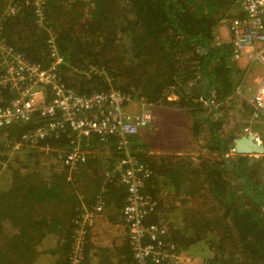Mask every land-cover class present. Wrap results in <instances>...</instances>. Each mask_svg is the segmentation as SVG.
I'll use <instances>...</instances> for the list:
<instances>
[{
    "label": "trees",
    "instance_id": "1",
    "mask_svg": "<svg viewBox=\"0 0 264 264\" xmlns=\"http://www.w3.org/2000/svg\"><path fill=\"white\" fill-rule=\"evenodd\" d=\"M7 3L0 0L1 38L46 67L52 37L63 59L60 79L80 94L113 88L155 105L200 112L197 98L224 99L240 79L227 44L213 45L214 30L237 9L236 0H43L41 18L34 0H11L18 5L14 15L3 12ZM90 66L100 73L87 74ZM9 97L7 90L0 91V105ZM40 122L35 117L0 128V264H68L73 219L83 200L90 206L102 196L108 217L121 215L126 185L114 170L122 154L118 140L93 138L91 145L102 146L101 151L88 149L86 161L68 181L56 155L57 149H69L65 133L34 148H12L17 137ZM192 128L195 135L210 133L204 135L207 155L193 168L186 159L148 158L140 151L141 139H131L130 151L151 171L146 190L156 200L145 221L165 225L182 248L204 241L209 251L204 264H264V180L259 173L264 159L255 164L240 154L224 157L238 135L232 131L222 137V121L213 120L206 108ZM260 139L264 145L263 134ZM44 145L49 149L42 150ZM82 166L83 186L78 180ZM81 188L86 192L82 201ZM180 193L190 197L184 207L177 206ZM163 194L176 198L163 203ZM198 200L211 206L199 213L192 206ZM89 242L81 264H127L131 258L125 243L97 260Z\"/></svg>",
    "mask_w": 264,
    "mask_h": 264
},
{
    "label": "built area",
    "instance_id": "2",
    "mask_svg": "<svg viewBox=\"0 0 264 264\" xmlns=\"http://www.w3.org/2000/svg\"><path fill=\"white\" fill-rule=\"evenodd\" d=\"M236 3L235 15L222 18L218 23L224 27V40H216L213 45L227 44L229 61L244 75L248 71L254 75V88L250 95L244 97L242 78L224 99L217 100L212 96L199 97L195 101L200 103L199 107L208 109L215 121H225L229 115L234 117L247 107L248 123L241 128L242 135L251 133L258 140L249 125L253 121L264 120V0H236ZM42 4L43 0H34V11L39 18ZM17 11L18 5L8 0L3 10L5 15H14ZM47 42L51 62L42 67L9 46L1 38L0 26V91L5 89L10 95L0 105V128L35 117L41 121L17 137L12 148H34L48 137L65 133L69 149H57L56 155L65 166L66 179L73 181L74 173L86 161L92 139L97 138L104 143L115 137L122 154L114 170L121 172L122 182L126 185L120 212L131 257L127 264H204L197 261L199 252L194 247L182 248L171 240L165 225L145 221L156 206V200L146 190L151 171L130 151V147L131 139L152 124L153 110L159 105L113 88L77 93L60 79L58 65L63 62L62 56L57 52L52 37ZM257 70L260 73L257 74ZM85 72L100 73L94 66ZM48 149L49 146L44 145L42 150ZM236 154L233 145L224 157ZM105 176L108 178L111 173L107 172ZM103 206L104 200L98 196L90 206L82 205L80 213L74 217L68 264H81L83 261L89 233Z\"/></svg>",
    "mask_w": 264,
    "mask_h": 264
},
{
    "label": "crops",
    "instance_id": "3",
    "mask_svg": "<svg viewBox=\"0 0 264 264\" xmlns=\"http://www.w3.org/2000/svg\"><path fill=\"white\" fill-rule=\"evenodd\" d=\"M256 72L257 74L260 73V71L258 70ZM251 76L254 78V75ZM172 99H175V97ZM158 108H168L176 116L180 114L182 115L184 114V112L181 111V108H177L176 110H173L174 108H170L165 105H159ZM170 115L171 113L169 111L158 112L156 116H154V120L152 124L147 128L143 129L137 135L141 139V142L144 143L142 148L143 149L145 148V155L148 158H154L156 161L159 160L160 158H163V160L165 161L166 159L171 158L173 161L181 160V162H183L186 159L187 161H190L191 168H193L196 165L195 161L199 160L198 151L202 152L203 150L200 147L197 148V144L193 140L195 136L194 137L191 136V122L186 119L187 117L185 118L183 117L182 119L181 116H178L176 126L171 124L168 128L164 129L165 124L167 123L168 120H170L169 117ZM182 129L185 130L182 131ZM94 148L95 146L94 144H92L88 149L96 150L95 152H99V150L101 151L102 146L100 149L98 148L94 149ZM203 149L206 150V146L203 147ZM79 182L82 186L85 184L84 179L79 180ZM1 186L4 185L0 184V191L3 189ZM15 191L16 190L13 191L14 194ZM13 192L9 193L8 195L13 194ZM182 194L180 193V195L177 197L178 202H181L180 200L190 199V197H187L185 194L183 195ZM79 196L82 201V198L83 199L86 198V192L83 191L82 189L80 191ZM165 196H168V194L162 195L161 198L163 200V203L169 202L173 200L175 197L174 195L169 194L167 199H165L164 198ZM83 201L81 202L82 205H84L85 202ZM178 202H177V206L181 207V204H179ZM4 205H6L5 201L2 203V206ZM125 238H126L125 229L121 215L119 219L111 218V217L109 218L104 209L102 213L96 216L91 231L89 233V241H90L89 243L91 245L90 246L91 250H94V252L97 253V260L99 255L100 257L103 256V258L106 259L107 253L110 252L116 253L118 250L120 251L122 247L125 246V243L127 245ZM101 250L102 253L98 254V252Z\"/></svg>",
    "mask_w": 264,
    "mask_h": 264
},
{
    "label": "rangeland",
    "instance_id": "4",
    "mask_svg": "<svg viewBox=\"0 0 264 264\" xmlns=\"http://www.w3.org/2000/svg\"><path fill=\"white\" fill-rule=\"evenodd\" d=\"M236 12H237V9L232 11L231 15H235ZM214 31H215V35L218 36V39L215 38V36H214L213 40L214 41H216V40L218 41L219 40V42L223 41L224 40V35H225L224 27L219 24V25H217V27H216V29ZM238 75H239L240 79L243 78V80L241 82V84H243V87H241L242 95H244V97H247L248 95L251 94L252 89L254 88L253 77L249 74V71L245 75H244V72H241V74H238ZM171 97L172 98L175 97V99H177V96L174 95V94H172ZM158 107L159 106L155 107V109L153 110L154 116H156V114L158 112H160V111H169L171 113V115L169 116L170 120L167 121V123L165 124V128L164 129L168 128L171 124L176 126L177 125L178 116H181L182 119H183V117L184 118L187 117L186 119L191 122V136L192 137L195 136V138H193V140L197 144V148L200 147L203 150L202 152L198 151L199 152V157H200L198 159L201 160V156L207 155V151H206L207 148H206V150L203 149V147H205V145H204L205 144L204 135L207 136L210 133L207 130H203L201 134L195 135L197 132L195 133V130H193V128H192V126L194 125V121H196V116H199L203 112V109H204L203 107H200L201 109L203 108L200 112L198 111V108H197V110L195 109L194 111H191L190 108H186V109L185 108L184 109L181 108V111L184 112V114L183 115L180 114V115H177V116L174 115L171 112V110H169L168 108H158ZM167 107L174 108L173 110H176L177 108H180V107H172V106H167ZM200 108H199V110H200ZM242 112H243V116H241ZM242 112H240V114H238V115L234 114V117H232L233 114H231V115H229L226 118L227 120L222 121V128L220 130V135H222V137L227 138L228 135L232 131H235V133L238 135V137H240L242 135L241 128H242V126L246 125V123H248L249 109L247 107H244ZM229 118H231V119H229ZM235 120H237V121H235ZM255 125H258V128H255ZM249 126L251 127V129H250L251 131H253V130L255 132L257 131L256 133L258 134L257 135L258 141L260 143H262V141L260 139V135L261 134L264 135V120L253 121V122L250 123ZM184 130L185 129H182V131H184ZM218 132H219V130H218ZM140 151H145V148L143 149L142 147H140ZM233 156L234 155L230 156L229 159L231 157H233ZM245 157L248 158L249 160H251V158H255V159H252L251 162L252 163L255 162V164H256V163L260 162V160L264 159V153L263 154H258L256 156L255 155H246ZM199 160L195 161V163H198ZM263 163H264V161H263ZM84 169H85V167H83V166L80 168V171L78 173V180H82L85 177ZM263 169L264 168H261L259 170V173H260L262 179L264 180V170ZM168 196H165L164 198L167 199ZM194 200H196V199H194ZM177 202H178V200H177ZM178 203L181 204L182 207H184V205L186 203V200H184L183 203H181V202H178ZM192 206L196 207L194 209L197 210L199 213H201V212H204L205 210H207L208 207L211 206V205L210 204H207L206 206L203 205V204L200 205L199 200H198V201H194ZM192 247H194L195 251L199 252L197 261L198 262H203V259H204L205 255L209 254V251L207 250L204 241H198Z\"/></svg>",
    "mask_w": 264,
    "mask_h": 264
},
{
    "label": "water",
    "instance_id": "5",
    "mask_svg": "<svg viewBox=\"0 0 264 264\" xmlns=\"http://www.w3.org/2000/svg\"><path fill=\"white\" fill-rule=\"evenodd\" d=\"M234 148L236 150V153L240 155L264 153V145L260 143L258 140H256L255 136L251 133L243 134L240 137H238L234 141Z\"/></svg>",
    "mask_w": 264,
    "mask_h": 264
},
{
    "label": "flooded vegetation",
    "instance_id": "6",
    "mask_svg": "<svg viewBox=\"0 0 264 264\" xmlns=\"http://www.w3.org/2000/svg\"><path fill=\"white\" fill-rule=\"evenodd\" d=\"M236 155H238V154H236ZM236 155H234V156H236ZM246 155H244V157H245ZM252 159H254V158H252ZM255 161V160H254Z\"/></svg>",
    "mask_w": 264,
    "mask_h": 264
}]
</instances>
